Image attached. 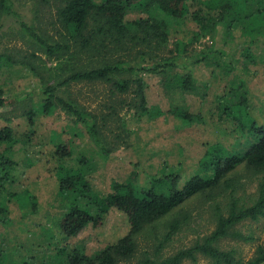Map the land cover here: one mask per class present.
Returning a JSON list of instances; mask_svg holds the SVG:
<instances>
[{
  "label": "rangeland",
  "instance_id": "374dc122",
  "mask_svg": "<svg viewBox=\"0 0 264 264\" xmlns=\"http://www.w3.org/2000/svg\"><path fill=\"white\" fill-rule=\"evenodd\" d=\"M56 2L58 0H11L12 9L21 17L0 9V58L11 56L16 61L6 65L1 64L3 59L0 60V90L6 100L31 93L35 102L41 101L42 82L23 62L28 63L31 55L35 54L39 57L32 61L35 66L51 68L56 64L40 51L21 23L26 22L38 34L44 30L57 38L52 15L48 13L50 9H46L48 6L54 8ZM139 17L132 13L127 19ZM257 22L252 28L264 27V21ZM197 30V24L189 19L169 21L170 44L164 55L176 53V47L180 43H189ZM252 35L246 33L243 27L234 28L229 33L220 26L214 37L190 46L181 56L179 74L183 77L186 67L191 71L195 83L191 92H168L161 83L162 77L141 73L146 83L148 107L158 106L168 112L172 104L182 106L193 114H201L203 124L189 126L171 114L152 118L151 114L131 105L133 93L113 96L109 84H82L70 88L72 97L74 94L81 104L98 116L97 122L106 126L103 132L109 139L107 144H103L110 151L108 153L101 151L91 141L84 126L75 124L63 110L57 109L51 116L39 115L35 139L20 148L16 155L18 180L13 186L16 191L29 190L37 198V212L29 214L30 209H22L16 199L9 203L10 224L0 222V247L8 254L7 264H40L57 253L56 246H63L56 223L66 211V202L58 193L53 134L72 141L75 156L83 154L94 163L91 182L95 190L104 195L112 192L114 182L123 183L134 174L142 186H147L151 177L165 167L168 172L181 176L179 186L182 188L200 172V162L210 146L220 144L235 153L246 150L251 135L223 111L226 105L237 104L245 89L248 92L249 116L258 125H264V30L261 35ZM207 50L213 51L208 52L209 60L194 65L201 52ZM43 72L47 79V69ZM20 114L21 110L15 106L0 108V116L10 118L16 135L23 138L29 126ZM7 125L0 117V129ZM260 182L261 175L245 165L239 166L213 192L193 197L172 215L139 235L135 259L124 264H136L146 252L152 255L159 252L164 258L194 246L215 230L216 215L219 212L225 214V207L232 199H240L239 205H251ZM9 199L5 197L6 204ZM177 213L181 226L167 239V225L178 217ZM129 231L127 216L111 209L100 227L90 225L68 243L93 256L116 244ZM236 233L242 234L244 239H238ZM218 246L225 251H234L244 261L251 260L258 247L264 246V219L238 224ZM185 264L212 263L199 256L197 262L186 261Z\"/></svg>",
  "mask_w": 264,
  "mask_h": 264
},
{
  "label": "trees",
  "instance_id": "16d2710c",
  "mask_svg": "<svg viewBox=\"0 0 264 264\" xmlns=\"http://www.w3.org/2000/svg\"><path fill=\"white\" fill-rule=\"evenodd\" d=\"M10 3L11 0H0V9L21 17ZM192 5H195L193 9ZM46 9H50L48 13L52 15L57 38L44 30L38 34L26 22L21 23L40 51L56 64L51 68L35 66L32 61L39 59L35 54L31 55L28 63L23 62L42 82L40 105L37 107L38 103L31 93H22L15 100H6L0 90V108L15 106L21 110L20 116L27 120L29 126L24 137L19 138L10 125L11 119L0 116L8 123L0 129V222L4 225L10 224L8 207L13 199L20 203L22 209H30L29 214L37 212V198L29 190L16 191L13 186L18 180L16 155L20 148L28 146L35 139L39 115L51 116L57 109L63 110L75 124L84 126L91 141L101 151L110 152L103 144H107L109 139L103 132L106 126L100 125L98 116L81 104L74 94L72 97V86L109 84L113 96L133 93L131 105L151 114L152 118L171 114L189 126L203 124L201 114H193L182 106L172 104L168 112L158 106L148 107L146 83L141 73L162 77L161 83L168 92H191L195 87L191 71L186 67L187 72L183 77L179 74L181 56L190 46L214 37L220 26L229 33L239 27L245 28V32L251 35L255 29V34L259 35L264 30L261 26L252 28L253 24L258 23L257 20L264 21V0H58L54 8L48 6ZM132 13L140 17L128 20V15ZM188 19L197 24V33L189 43H180L176 53L172 54L170 50L171 56H165L170 44L169 21L183 22ZM208 52L213 53L212 50L201 52L194 65L207 62L210 57ZM1 59V64L16 63L11 56ZM43 69H47V79ZM247 94L244 89L239 102L226 105L223 114L235 120L251 135L248 148L235 153L220 144L210 146L200 162V172L182 188L179 186L181 176L168 172L165 167L151 177L147 186H142L134 174L123 183L114 182L112 192L101 194L91 182L94 163L83 154L75 156L72 141L53 134L58 193L66 202V211L56 223L63 246H56L57 253L40 264L130 262L138 252L139 235L172 215L193 197L213 192L241 165L261 175L257 196L251 205H239L240 199H232L225 207L226 213L216 215V228L209 236L169 257L162 258L159 252L154 255L146 252L136 264H185L186 261L197 262L199 256L212 264H264V246H259L249 261L238 258L234 251H225L218 246L238 224L264 219V125H258L249 116ZM7 196L10 199L6 204ZM111 209H117L127 216L130 231L125 237L93 256L87 255L79 247H71L68 243L70 239L76 238L90 225L100 227ZM177 216L168 222L167 239L181 226L179 213ZM236 237L244 239L240 233H236ZM7 258V252L0 247V264H7Z\"/></svg>",
  "mask_w": 264,
  "mask_h": 264
}]
</instances>
